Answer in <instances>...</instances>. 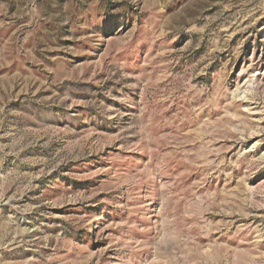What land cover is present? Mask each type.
I'll use <instances>...</instances> for the list:
<instances>
[{
    "label": "rangeland",
    "instance_id": "rangeland-1",
    "mask_svg": "<svg viewBox=\"0 0 264 264\" xmlns=\"http://www.w3.org/2000/svg\"><path fill=\"white\" fill-rule=\"evenodd\" d=\"M0 264H264V0H0Z\"/></svg>",
    "mask_w": 264,
    "mask_h": 264
}]
</instances>
